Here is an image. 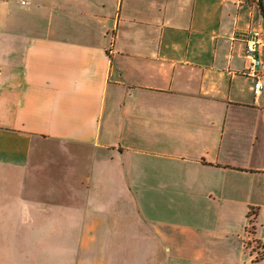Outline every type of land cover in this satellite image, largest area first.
I'll return each mask as SVG.
<instances>
[{
	"label": "crops",
	"instance_id": "1",
	"mask_svg": "<svg viewBox=\"0 0 264 264\" xmlns=\"http://www.w3.org/2000/svg\"><path fill=\"white\" fill-rule=\"evenodd\" d=\"M263 222L259 0H0V264H264Z\"/></svg>",
	"mask_w": 264,
	"mask_h": 264
},
{
	"label": "built area",
	"instance_id": "2",
	"mask_svg": "<svg viewBox=\"0 0 264 264\" xmlns=\"http://www.w3.org/2000/svg\"><path fill=\"white\" fill-rule=\"evenodd\" d=\"M257 36L258 32L249 30L245 38V57L247 59V64L244 71L246 77L252 83L254 94H256V96L261 92L263 88V84L261 81V76H263L261 71L262 58L259 54V39ZM258 244L264 250V222L260 226Z\"/></svg>",
	"mask_w": 264,
	"mask_h": 264
},
{
	"label": "rangeland",
	"instance_id": "3",
	"mask_svg": "<svg viewBox=\"0 0 264 264\" xmlns=\"http://www.w3.org/2000/svg\"><path fill=\"white\" fill-rule=\"evenodd\" d=\"M254 239H255V242H257V244H255V243L254 244L256 245V249H257L256 252H258L256 260L260 261V258L263 256L264 250L259 246L257 236H255Z\"/></svg>",
	"mask_w": 264,
	"mask_h": 264
},
{
	"label": "trees",
	"instance_id": "4",
	"mask_svg": "<svg viewBox=\"0 0 264 264\" xmlns=\"http://www.w3.org/2000/svg\"><path fill=\"white\" fill-rule=\"evenodd\" d=\"M259 6H260V8L262 10V14L264 15V4L262 3L261 0H259Z\"/></svg>",
	"mask_w": 264,
	"mask_h": 264
}]
</instances>
